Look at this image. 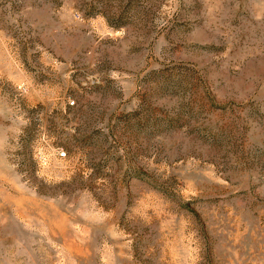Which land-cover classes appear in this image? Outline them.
Masks as SVG:
<instances>
[{"label":"rangeland","instance_id":"1","mask_svg":"<svg viewBox=\"0 0 264 264\" xmlns=\"http://www.w3.org/2000/svg\"><path fill=\"white\" fill-rule=\"evenodd\" d=\"M0 264H264V0H0Z\"/></svg>","mask_w":264,"mask_h":264},{"label":"built area","instance_id":"2","mask_svg":"<svg viewBox=\"0 0 264 264\" xmlns=\"http://www.w3.org/2000/svg\"><path fill=\"white\" fill-rule=\"evenodd\" d=\"M59 155H60V157L64 158L66 156V152L60 150Z\"/></svg>","mask_w":264,"mask_h":264}]
</instances>
